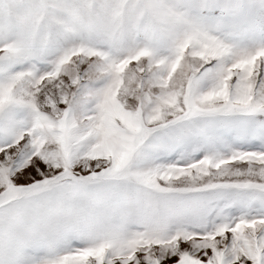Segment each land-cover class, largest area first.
<instances>
[{
	"label": "snow or ice",
	"instance_id": "6c2138e0",
	"mask_svg": "<svg viewBox=\"0 0 264 264\" xmlns=\"http://www.w3.org/2000/svg\"><path fill=\"white\" fill-rule=\"evenodd\" d=\"M0 264H264V0H0Z\"/></svg>",
	"mask_w": 264,
	"mask_h": 264
}]
</instances>
